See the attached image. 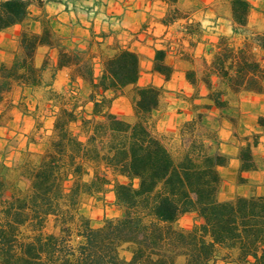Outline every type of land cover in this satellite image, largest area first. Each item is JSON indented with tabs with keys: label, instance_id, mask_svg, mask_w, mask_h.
Listing matches in <instances>:
<instances>
[{
	"label": "trees",
	"instance_id": "trees-1",
	"mask_svg": "<svg viewBox=\"0 0 264 264\" xmlns=\"http://www.w3.org/2000/svg\"><path fill=\"white\" fill-rule=\"evenodd\" d=\"M230 3L232 34L216 45L203 38L198 21L185 25L205 64L202 72L185 69L191 91H176L166 85L177 71L169 47H155L151 57L122 47L99 55L91 44H67L49 20L35 17L34 0H0V32L21 26L17 46L0 63V127L15 111L28 112V96L40 90L54 117L43 153L25 149L11 163L0 158V264H264V194L220 198V168L231 155L221 150L219 130L224 123L239 128L226 111L244 92L264 94V30L249 27L251 0ZM179 12H169L164 23L186 17ZM32 20L40 21L39 32ZM40 47L56 51V60L46 55L38 66ZM64 68L70 71L66 92L55 85ZM145 72L152 78L142 85ZM172 92L192 115L176 147L157 132L155 120ZM121 98L131 103V121L115 111ZM257 127L264 129V115ZM240 131L237 181L247 184L243 173L258 168L254 147L261 133ZM110 187L118 213L94 225L82 198L102 201ZM189 214L193 226L180 225Z\"/></svg>",
	"mask_w": 264,
	"mask_h": 264
},
{
	"label": "crops",
	"instance_id": "crops-1",
	"mask_svg": "<svg viewBox=\"0 0 264 264\" xmlns=\"http://www.w3.org/2000/svg\"><path fill=\"white\" fill-rule=\"evenodd\" d=\"M255 2L253 1L254 6H258ZM171 6L166 0H34L31 11L35 17H43L49 20L52 28L69 45L76 43L91 44L92 51L99 55L102 49L116 47L129 48L150 55L154 53L155 47L167 46L173 49L175 47L182 49L180 44L188 46L191 43V36L185 33V25L192 21H198L197 13H194L195 19L186 16L166 24L164 19L170 12ZM84 8L94 9V12L92 14L87 13ZM257 10V8H252V15ZM180 21L183 24L179 27V32L175 26ZM224 21L228 22V29L224 32H217L219 35L216 38L207 33L210 28L207 29L205 22H202L204 39L216 45L222 35H231V15ZM31 28L35 32H39L41 30L40 21L32 20ZM20 31L21 26L14 25L6 31L0 32V63L8 58L7 50L11 48L10 45L3 44V41L12 35V46L14 43L17 44ZM198 48H201V52H203L201 44H198ZM39 50H45V54L41 58L37 56ZM38 52L36 54L38 66L42 64L46 55H50L54 61L57 58V52L48 47H40ZM171 59L174 62L173 56ZM98 61L100 60L98 59ZM69 72V69L64 68L57 73V76L60 73L65 74L68 89ZM47 73L50 75V71ZM177 73L172 80L166 83L167 87L172 88L170 82L173 80L180 79L181 84L185 82L184 71L179 73L180 75ZM184 87L187 88L188 84ZM82 92H88L87 84L82 85ZM19 96L20 93H17L16 100L19 99ZM27 102L29 111L26 113L15 111V119L9 125L0 127V135L5 139L18 138L21 132H25L27 134L26 141L19 150L29 149L43 153L47 144L35 139V141L30 140L39 126L40 118L36 110L38 103L31 95L28 96ZM226 113L238 119L239 129L242 130L240 131L241 135L260 133L262 129L257 127V120L260 115H264V94L244 92ZM47 119L49 125L46 126L53 129L54 117L49 113ZM235 132L236 129L229 123H224L219 130L221 150L231 155L230 163L220 168L223 176L221 190L226 195L222 199L233 197L231 193L235 194L236 191L239 194H247L252 187L257 188L259 194H264V138L261 136L258 145L254 147L257 170L244 172L243 176L248 178V183L239 184L237 182L240 166L238 152L242 142L235 136ZM15 153L16 151L13 152L12 158ZM109 200L116 209L115 195L111 187L101 202L105 203Z\"/></svg>",
	"mask_w": 264,
	"mask_h": 264
},
{
	"label": "rangeland",
	"instance_id": "rangeland-1",
	"mask_svg": "<svg viewBox=\"0 0 264 264\" xmlns=\"http://www.w3.org/2000/svg\"><path fill=\"white\" fill-rule=\"evenodd\" d=\"M231 0H179V2L175 5L171 6L170 12H172L176 7L179 8V16H187L195 19L194 13L197 14V19L200 24L202 22H205V25L208 28L207 33L214 38L218 37L219 34L217 32H224L226 29H228V22L224 21L226 18L230 17L231 15ZM252 1V0H251ZM253 1L258 6H254ZM253 8H257L258 10L255 11L252 15V11L250 14V23L249 27L253 31H262L264 30V0H253ZM84 11L87 13H93L94 9H87L84 8ZM192 13V14H191ZM182 21L178 22L175 26L177 31L180 32V26L182 25ZM179 29V30H178ZM202 29V24H201ZM204 36V35H203ZM204 38V37H203ZM5 41V42H4ZM3 41V44L10 45V47L15 48L17 46L16 43L12 46V35H10L9 39H6ZM84 44V43H82ZM182 45V49L175 47L169 48L171 51V56L174 58V65L177 69V74L181 73L182 71H185L186 68H189L190 66H193L195 69H197L199 72H202L204 68L205 61L203 60L201 48H193L191 44L186 46L185 44ZM212 48H209V52L207 53L206 59H211V53L210 51ZM144 53V52H143ZM45 50H39L37 56L41 58L44 56ZM146 54V53H145ZM147 57H151L153 54H146ZM189 55V56H187ZM192 59V64L190 65L189 62H187V58ZM188 58V59H189ZM180 75V74H179ZM46 77H49V73L46 74ZM152 76L149 72H145L139 83L144 85L147 84L151 80ZM156 82L162 83L163 79L160 77H157ZM66 76L64 73H60L57 76L56 79V87L64 90L65 92L68 90L67 82H66ZM172 85V89L178 91V90H189L191 91V88L184 87L187 85L186 80L183 84H181L180 79L173 80L170 82ZM170 85V84H169ZM82 90V89H81ZM18 92H15V95L17 96ZM179 93V92H177ZM43 92L40 90L35 94L33 97L35 101H37L39 105L38 114L40 120L38 121L39 126L37 130L35 131L33 137L35 140H39L40 142H44L45 144H48V141L52 134V128H49L46 125H49L47 116H49V112H47L48 109V103L43 100ZM167 105H164L163 109L161 111H157L155 113V120L157 122L156 130L158 133H160L165 140L168 142L170 146L176 147V142L179 141V130L183 123L191 118V112L188 107V103L183 100V98H180L175 95L174 92L168 94L166 96ZM173 103V104H172ZM115 111L118 112L124 119L126 120H133V110L131 107V103L126 98L119 99L115 104ZM47 120V121H46ZM27 124V122H24ZM43 125V126H42ZM45 125V126H44ZM79 127H77L78 129ZM239 130L237 127L236 131ZM261 136L264 138V129L261 130ZM25 132H21V135L18 138H14L12 141V138L10 140L5 139L3 136L0 135V158L7 159L8 162H12L14 159L19 157V154L23 150H19L20 147L24 146V143L26 141ZM34 140V141H35ZM33 141V140H32ZM264 143V142H263ZM16 151L14 157L12 158L13 152ZM34 152V151H33ZM38 153V152H35ZM40 154V153H38ZM92 176V170L90 169L89 173L85 175L86 179L91 178ZM238 182V181H237ZM223 184V183H222ZM222 189V187H221ZM252 192L258 193V189L255 187H252L247 194H250ZM239 194L236 193L232 194V196ZM229 195V194H227ZM225 192H222L220 198H224ZM110 199V198H107ZM228 199V198H226ZM83 202V210L90 214L92 216L93 224L98 225L100 219L104 215L108 216H115L118 211L113 207V204L109 201L102 203L96 196H84L82 198ZM195 216L194 215H185L183 216L179 223L180 225L190 228L195 223ZM47 230L52 231L53 228V221L49 220L47 224Z\"/></svg>",
	"mask_w": 264,
	"mask_h": 264
}]
</instances>
